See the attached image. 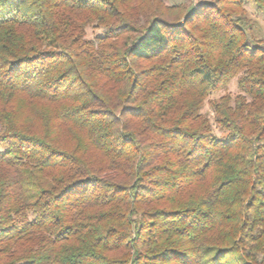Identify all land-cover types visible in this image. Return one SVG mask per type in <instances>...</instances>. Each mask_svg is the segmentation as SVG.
<instances>
[{
	"label": "trees",
	"instance_id": "16d2710c",
	"mask_svg": "<svg viewBox=\"0 0 264 264\" xmlns=\"http://www.w3.org/2000/svg\"><path fill=\"white\" fill-rule=\"evenodd\" d=\"M249 3L0 0V264H264Z\"/></svg>",
	"mask_w": 264,
	"mask_h": 264
},
{
	"label": "rangeland",
	"instance_id": "374dc122",
	"mask_svg": "<svg viewBox=\"0 0 264 264\" xmlns=\"http://www.w3.org/2000/svg\"><path fill=\"white\" fill-rule=\"evenodd\" d=\"M165 4L169 6H173L176 4H180L186 7H194L197 6L200 1H208V0H162ZM246 13L251 23L250 35L254 39H262L264 40V15H262L257 6L254 3H249L246 6ZM103 30L97 29L94 27L88 28V38L95 39L96 36H102ZM240 94V90L237 84V79L233 80L226 90L215 93L209 97L206 101L203 113L208 114L212 111V105L214 102L219 100L225 95H230L232 98H235ZM215 133L221 136V132L219 129H215Z\"/></svg>",
	"mask_w": 264,
	"mask_h": 264
}]
</instances>
